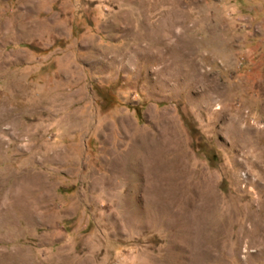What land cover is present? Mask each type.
<instances>
[{"label":"rangeland","instance_id":"rangeland-1","mask_svg":"<svg viewBox=\"0 0 264 264\" xmlns=\"http://www.w3.org/2000/svg\"><path fill=\"white\" fill-rule=\"evenodd\" d=\"M0 264H264V0H0Z\"/></svg>","mask_w":264,"mask_h":264},{"label":"trees","instance_id":"trees-1","mask_svg":"<svg viewBox=\"0 0 264 264\" xmlns=\"http://www.w3.org/2000/svg\"><path fill=\"white\" fill-rule=\"evenodd\" d=\"M135 113H136V116L138 117V116H139V112L136 110V112H135Z\"/></svg>","mask_w":264,"mask_h":264},{"label":"bare ground","instance_id":"bare-ground-1","mask_svg":"<svg viewBox=\"0 0 264 264\" xmlns=\"http://www.w3.org/2000/svg\"><path fill=\"white\" fill-rule=\"evenodd\" d=\"M175 172V171H174ZM182 173V172H181Z\"/></svg>","mask_w":264,"mask_h":264}]
</instances>
